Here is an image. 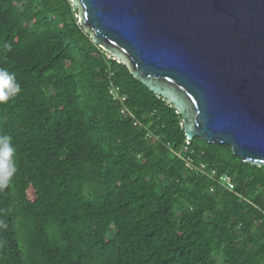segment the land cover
<instances>
[{"label":"trees","instance_id":"1","mask_svg":"<svg viewBox=\"0 0 264 264\" xmlns=\"http://www.w3.org/2000/svg\"><path fill=\"white\" fill-rule=\"evenodd\" d=\"M79 21L71 0H0L21 86L0 103V264H264V166L195 137L236 189L188 170L182 115Z\"/></svg>","mask_w":264,"mask_h":264},{"label":"water","instance_id":"2","mask_svg":"<svg viewBox=\"0 0 264 264\" xmlns=\"http://www.w3.org/2000/svg\"><path fill=\"white\" fill-rule=\"evenodd\" d=\"M95 44L183 117L264 166V0H71Z\"/></svg>","mask_w":264,"mask_h":264},{"label":"built area","instance_id":"3","mask_svg":"<svg viewBox=\"0 0 264 264\" xmlns=\"http://www.w3.org/2000/svg\"><path fill=\"white\" fill-rule=\"evenodd\" d=\"M109 57L111 56L109 55ZM109 94L113 101L119 102L121 105H125L128 102V97L122 92V88L115 83H111L109 87ZM128 113H129L128 109H124V114H128ZM181 125L184 126V122L181 123ZM148 136L151 137L152 134L149 133ZM191 141L192 140L187 138L186 146H185L186 156L184 158V161L187 169L190 171H194L199 175L208 177L215 184H218L220 187H223L228 191H234L236 189V182L232 175L221 173L217 168L211 167L203 161L197 163L194 161L192 157L194 151L190 148ZM214 191H215V186H210V192L213 193Z\"/></svg>","mask_w":264,"mask_h":264},{"label":"clouds","instance_id":"4","mask_svg":"<svg viewBox=\"0 0 264 264\" xmlns=\"http://www.w3.org/2000/svg\"><path fill=\"white\" fill-rule=\"evenodd\" d=\"M10 47V45H9ZM21 91V86L16 82L15 74H10L7 69L0 68V103L7 102L10 98L15 97ZM10 137H4L5 142L10 141ZM7 155L5 164L8 168V179L10 180L13 173L16 171L14 162L9 158L12 156L13 149L6 148ZM8 181L0 183V187L7 186Z\"/></svg>","mask_w":264,"mask_h":264}]
</instances>
